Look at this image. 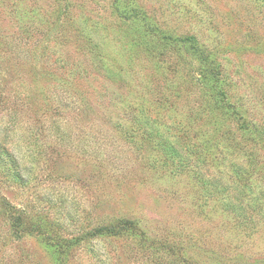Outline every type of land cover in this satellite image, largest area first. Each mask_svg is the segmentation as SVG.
Masks as SVG:
<instances>
[{
  "label": "rangeland",
  "instance_id": "1",
  "mask_svg": "<svg viewBox=\"0 0 264 264\" xmlns=\"http://www.w3.org/2000/svg\"><path fill=\"white\" fill-rule=\"evenodd\" d=\"M135 1L167 31L214 51L230 101L264 121V0ZM83 30L99 36L97 47ZM140 35L109 0H0V149L23 178L5 182L2 159L0 197L67 238L121 218L138 229L94 234L59 254L42 237H17L1 207L0 264H264L263 211L231 189L234 180L210 162L196 168L202 180L177 170L179 159L195 162L185 143L169 161L140 131L126 137L146 115L181 142L220 139L195 67Z\"/></svg>",
  "mask_w": 264,
  "mask_h": 264
},
{
  "label": "trees",
  "instance_id": "2",
  "mask_svg": "<svg viewBox=\"0 0 264 264\" xmlns=\"http://www.w3.org/2000/svg\"><path fill=\"white\" fill-rule=\"evenodd\" d=\"M109 9L114 17L126 22L132 30H138L142 42L148 43L155 40L161 43L164 49L159 51L160 56L167 54L170 46L177 60L181 59L195 67L198 75L197 79L201 84V97L209 105V108L220 116L222 121L216 127L218 133H215L216 137H220V139L189 143L185 140L181 142V133L171 132V129L166 126L162 128V123L159 120L156 118L150 119L145 115L134 118V129L126 132V137L133 141L137 131H140L141 137L151 142L169 161L179 159L180 145L185 143L187 152L192 155L195 162L191 165L190 160L179 159L177 170L182 171L183 167H188L189 170L194 172V175H197L198 178L201 177L202 180L203 173L197 171L196 168L203 167L205 163L210 162V165L216 171L225 173L234 180L231 189L241 193L247 201L253 204V209L262 210L264 215V121L258 122L253 118H249L242 102L230 101L227 90L228 85L222 77L220 64L215 58V52L200 43L193 34L180 36L167 31V29L160 26L154 16L139 6L135 0H109ZM83 32L89 39L88 45L97 47L98 42L93 38L94 32H92L93 36L89 34L88 30L87 32L83 30ZM94 37L98 38L99 36ZM104 53L107 57L109 56L107 52ZM91 54L98 59V62L102 63L103 55L100 51L93 50ZM102 66L111 70L105 65ZM176 128L178 127L176 126ZM226 142H229L232 152L226 149ZM211 143L221 146L215 148L221 156L222 162H216L215 155L211 156ZM1 149L0 161L3 159V162L9 164L7 167H2L7 173L6 175L10 177L5 178L4 181L7 183L22 181L23 178L14 172L15 165L13 162H15V159L4 147L2 152L5 158L1 157ZM233 153H236L237 156H234ZM219 163L227 164L229 167L228 172L221 170ZM10 170L13 171L12 175H10ZM215 190L226 192V187L218 188L217 184H214L213 191ZM1 207L4 210L3 213L9 218L10 225L17 237H22L24 234L42 237L46 240V243L56 246L57 248H55L59 251V254H67L73 246L79 243L80 239L83 240L86 237L94 236V234L113 236L138 231L132 220L121 218L113 223L98 226L94 232L85 233L84 237L67 238L61 236L58 227L46 217H33L23 209H14L3 197H0Z\"/></svg>",
  "mask_w": 264,
  "mask_h": 264
}]
</instances>
